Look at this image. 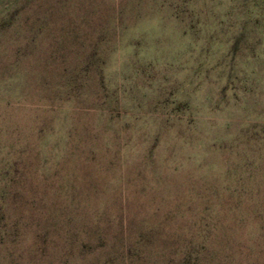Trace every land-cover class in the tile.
I'll list each match as a JSON object with an SVG mask.
<instances>
[{
  "label": "rangeland",
  "instance_id": "374dc122",
  "mask_svg": "<svg viewBox=\"0 0 264 264\" xmlns=\"http://www.w3.org/2000/svg\"><path fill=\"white\" fill-rule=\"evenodd\" d=\"M0 264H264V0H0Z\"/></svg>",
  "mask_w": 264,
  "mask_h": 264
}]
</instances>
